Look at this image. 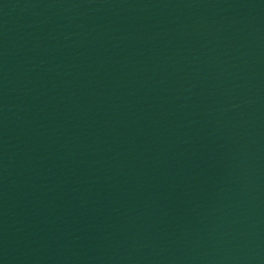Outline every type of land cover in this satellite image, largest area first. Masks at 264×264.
Returning a JSON list of instances; mask_svg holds the SVG:
<instances>
[{"label":"water","instance_id":"1","mask_svg":"<svg viewBox=\"0 0 264 264\" xmlns=\"http://www.w3.org/2000/svg\"><path fill=\"white\" fill-rule=\"evenodd\" d=\"M0 264H264V0H0Z\"/></svg>","mask_w":264,"mask_h":264}]
</instances>
